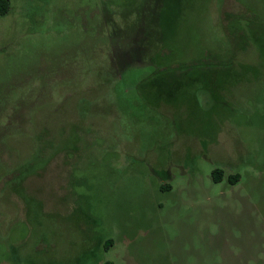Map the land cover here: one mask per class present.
Segmentation results:
<instances>
[{"label": "rangeland", "instance_id": "1", "mask_svg": "<svg viewBox=\"0 0 264 264\" xmlns=\"http://www.w3.org/2000/svg\"><path fill=\"white\" fill-rule=\"evenodd\" d=\"M8 2L0 264H264V0Z\"/></svg>", "mask_w": 264, "mask_h": 264}, {"label": "trees", "instance_id": "2", "mask_svg": "<svg viewBox=\"0 0 264 264\" xmlns=\"http://www.w3.org/2000/svg\"><path fill=\"white\" fill-rule=\"evenodd\" d=\"M8 11H9V2H8V0H0V16L6 15L8 13ZM230 28H229V32H230ZM232 30L235 31L236 28L232 27ZM231 32H233V31H231ZM236 35H238V34H236ZM240 37H241V35L238 38H240ZM230 57L231 56H228L225 59L224 58L221 59V57L216 58L213 55H209V53H205L204 55L198 56L197 58L194 57L193 59H191V61H185V62L184 61H173V59H171V61L169 63L165 62V60H163L164 57H162V58H160V59L158 58L157 60L154 61V63H156V61L158 62L160 60L164 61V63H162L163 66L160 63H158L160 67L158 69H154V71H155L154 74H158L162 70H166V69H170L171 70V69H174V67L177 68V67H180V66L194 67V68H199V69L204 68V66H208V68L209 67H213V66L220 67V68H222V67L226 68V65L231 66L233 64V63H227L228 62L227 60ZM171 62L175 63L174 67L170 66ZM42 143L43 144L45 143L44 147H42V148H45L46 146H50L51 147V145H53L52 142L48 141V140H43ZM39 152H38V154H40ZM38 154L36 152V156L37 157H38ZM39 159H40V156L38 157V160ZM36 161L37 160H35V162ZM31 167H32V165H30V167H24L23 171H25V172L22 171V172L17 173V175L15 174L16 177L23 176L24 174H26L28 172L29 169H31ZM16 177H14V178H16ZM211 177H212V179L215 182L219 181L220 178H221V171L219 169H214L211 172ZM237 180H238V175H231V176L228 177V182L229 183H234ZM104 264H108V263H104Z\"/></svg>", "mask_w": 264, "mask_h": 264}]
</instances>
